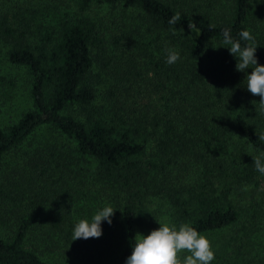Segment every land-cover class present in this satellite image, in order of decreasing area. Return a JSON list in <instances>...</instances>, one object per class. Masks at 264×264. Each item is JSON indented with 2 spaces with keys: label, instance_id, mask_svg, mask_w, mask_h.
Masks as SVG:
<instances>
[{
  "label": "trees",
  "instance_id": "1",
  "mask_svg": "<svg viewBox=\"0 0 264 264\" xmlns=\"http://www.w3.org/2000/svg\"><path fill=\"white\" fill-rule=\"evenodd\" d=\"M223 29L264 65V0H0V264H125L162 222L264 264V112Z\"/></svg>",
  "mask_w": 264,
  "mask_h": 264
},
{
  "label": "clouds",
  "instance_id": "2",
  "mask_svg": "<svg viewBox=\"0 0 264 264\" xmlns=\"http://www.w3.org/2000/svg\"><path fill=\"white\" fill-rule=\"evenodd\" d=\"M180 19L181 14L177 12L169 19V24L174 25ZM222 35L223 43L230 46L226 48L237 58L236 70L244 72L248 68L252 69L250 75H247L246 87L252 95L260 97V110L264 112V65L257 62L255 37L249 30L240 31L239 39L232 37L230 29H223ZM241 41L246 43L242 45ZM179 59L178 51L171 48L167 50L168 64H174ZM253 164L258 172L264 174V153L253 158ZM115 210L113 206L106 205L90 221L79 220L73 229L72 240L100 237L101 222L111 224ZM184 251L190 255L181 259L178 254ZM214 259L215 254L208 238L190 224L183 223L177 229L170 222H162L159 228L152 230L147 236L137 234L134 237L132 254L127 257L125 264H210Z\"/></svg>",
  "mask_w": 264,
  "mask_h": 264
},
{
  "label": "rangeland",
  "instance_id": "3",
  "mask_svg": "<svg viewBox=\"0 0 264 264\" xmlns=\"http://www.w3.org/2000/svg\"><path fill=\"white\" fill-rule=\"evenodd\" d=\"M205 237H207L208 240L210 241L211 246H212V250L214 251L215 256L218 257L217 261H219V262L217 264H224V263L233 264V262L229 263V258L234 259L232 256V253H229L227 251H223L222 248H221V250H217L221 244L225 243V241L227 239V232L225 230L222 232L221 231L215 232V234L206 235ZM257 238H262V234H259ZM257 240L260 241L259 239H257ZM181 253H179L178 255H180ZM183 254H184L183 256L190 255V253H188L186 251H184ZM260 254L264 255V249L263 248L260 250ZM240 259H241V256H240ZM235 260L237 261V263L240 262V260L237 258Z\"/></svg>",
  "mask_w": 264,
  "mask_h": 264
}]
</instances>
